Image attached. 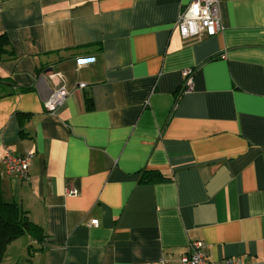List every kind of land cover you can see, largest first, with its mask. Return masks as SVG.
<instances>
[{
	"label": "crops",
	"instance_id": "obj_1",
	"mask_svg": "<svg viewBox=\"0 0 264 264\" xmlns=\"http://www.w3.org/2000/svg\"><path fill=\"white\" fill-rule=\"evenodd\" d=\"M191 2L0 0L2 188L38 228L3 264L176 263L195 242L264 264V0H222V31L183 39ZM7 149L35 154L27 180Z\"/></svg>",
	"mask_w": 264,
	"mask_h": 264
},
{
	"label": "built area",
	"instance_id": "obj_2",
	"mask_svg": "<svg viewBox=\"0 0 264 264\" xmlns=\"http://www.w3.org/2000/svg\"><path fill=\"white\" fill-rule=\"evenodd\" d=\"M222 0H192L187 8L180 14L175 27L183 39L193 37H213L222 31V21L220 14V3ZM239 1V0H233ZM52 78L59 81L57 88L50 94L44 102V107L48 113L55 114L65 103L68 97V89L65 79L61 73H54ZM185 91L194 88V71L184 72ZM85 84H81L84 87ZM35 154L32 152L24 155L14 154L7 149L3 158V163L7 175L11 177L27 180L30 176V168ZM68 196H78V189L70 184L66 189ZM99 220H93L92 226H97ZM206 246L203 242H195L190 245L188 253L183 255L176 263L168 258H162L153 264H242L240 260L225 259L218 262L211 261L205 253Z\"/></svg>",
	"mask_w": 264,
	"mask_h": 264
},
{
	"label": "trees",
	"instance_id": "obj_3",
	"mask_svg": "<svg viewBox=\"0 0 264 264\" xmlns=\"http://www.w3.org/2000/svg\"><path fill=\"white\" fill-rule=\"evenodd\" d=\"M2 39H6V37L0 35V40ZM7 43H0V53L4 51L3 47ZM8 94L9 87L5 85V80L0 77V100ZM29 233L37 235L38 228L27 219L26 212L18 204L5 200L0 176V264H3L8 246Z\"/></svg>",
	"mask_w": 264,
	"mask_h": 264
}]
</instances>
